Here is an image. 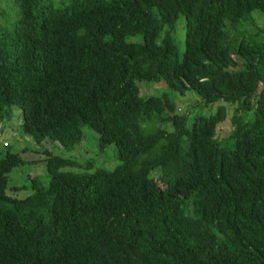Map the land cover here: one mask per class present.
Listing matches in <instances>:
<instances>
[{
    "label": "trees",
    "instance_id": "trees-1",
    "mask_svg": "<svg viewBox=\"0 0 264 264\" xmlns=\"http://www.w3.org/2000/svg\"><path fill=\"white\" fill-rule=\"evenodd\" d=\"M15 1V30L0 38V115L19 106L27 135L67 149L89 126L121 165L77 173L46 152L49 184L34 179L17 198L8 175L24 161L8 152L0 264H264V40L227 29L264 15V0ZM162 82L216 112L142 95L141 83Z\"/></svg>",
    "mask_w": 264,
    "mask_h": 264
},
{
    "label": "rangeland",
    "instance_id": "rangeland-1",
    "mask_svg": "<svg viewBox=\"0 0 264 264\" xmlns=\"http://www.w3.org/2000/svg\"><path fill=\"white\" fill-rule=\"evenodd\" d=\"M55 3H63L64 0H51ZM19 10L15 0H0V38L6 40L12 35L17 20H19ZM227 29L233 37L238 34L249 38V40H264V15L260 11H255L247 20L239 25L228 23ZM176 41L180 56L186 49V19L184 16L178 21L176 30ZM142 95H168L182 114L193 113L210 116L216 112V107L203 108L202 99L194 92L181 94L173 91L168 84L141 83ZM235 106L229 108L235 111ZM228 120L219 126V135L223 138L229 136L231 124ZM8 152L18 154L24 161L20 166L14 168L9 173L8 193L14 197L25 198L33 192V185L36 181L43 182L42 186L49 184V176L46 165V152H52L55 156H60L76 163L70 171L82 173H92L96 169L113 171L121 165L118 148L115 144L101 147L99 135L89 126L84 127V138L74 149H67L61 144L54 143L46 139L42 144H38L35 139L27 135L22 126V109L19 106H11L0 115V160ZM36 181H35V180ZM39 183V182H36ZM40 184V183H39ZM13 188L21 189L18 192H11Z\"/></svg>",
    "mask_w": 264,
    "mask_h": 264
}]
</instances>
